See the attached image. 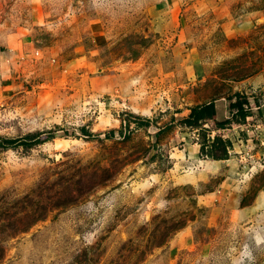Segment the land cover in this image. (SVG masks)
<instances>
[{"label":"rangeland","instance_id":"rangeland-1","mask_svg":"<svg viewBox=\"0 0 264 264\" xmlns=\"http://www.w3.org/2000/svg\"><path fill=\"white\" fill-rule=\"evenodd\" d=\"M263 114L264 0H0V137L60 126L0 152V264H264Z\"/></svg>","mask_w":264,"mask_h":264},{"label":"trees","instance_id":"trees-1","mask_svg":"<svg viewBox=\"0 0 264 264\" xmlns=\"http://www.w3.org/2000/svg\"><path fill=\"white\" fill-rule=\"evenodd\" d=\"M228 108L230 116L222 120L215 118L217 99L208 100L203 103L196 104L189 107V112L185 117L179 120V123L190 129H194L198 133L199 154L202 158L211 159L214 161L225 160L229 157V149L231 142L228 138H224L221 134L216 132L218 129H223L231 123H244L247 116L254 113L249 101H244L242 98L231 99L228 98ZM258 101V100H257ZM258 106V104H256ZM212 123L210 127L205 126L207 123ZM149 120L145 119L140 122L141 125H148ZM90 122L78 126L79 133L83 137L93 138L101 137V134L94 133L90 129ZM160 128L159 131L165 129ZM60 129L59 125H55L51 129L35 130L25 132L14 136L0 137V152L9 149L21 148L23 152L27 153L36 145L55 137V132ZM211 131H215L211 135ZM122 137H128V133L119 131ZM44 135V136H42ZM113 136V130L104 134V137L110 138Z\"/></svg>","mask_w":264,"mask_h":264},{"label":"crops","instance_id":"crops-1","mask_svg":"<svg viewBox=\"0 0 264 264\" xmlns=\"http://www.w3.org/2000/svg\"><path fill=\"white\" fill-rule=\"evenodd\" d=\"M260 105H261V104H260ZM260 105H258V106L256 105L255 108H259ZM217 106H221V105H219V103H217V105H216V111H217ZM251 107H252V106H251ZM226 108H227V107H226ZM262 109H263V108H261V110H262ZM227 113H229V115L226 116V117H229V116H230V110H229V108H227ZM259 114H260V113H259ZM252 115H253V114H252ZM252 115H250V116H252ZM226 117H225V118H226ZM247 117H248V116H247ZM263 117H264V114H263ZM216 119H217V118H216ZM214 132H215V131H214ZM261 142L264 143L263 141H261ZM242 209H243V208L240 207V208L237 210V212L240 213V211H242Z\"/></svg>","mask_w":264,"mask_h":264}]
</instances>
